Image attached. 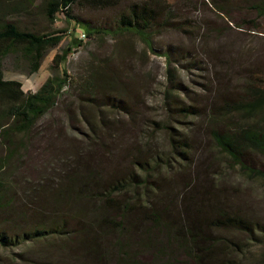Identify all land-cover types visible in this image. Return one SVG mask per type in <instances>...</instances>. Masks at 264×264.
Instances as JSON below:
<instances>
[{
    "label": "rangeland",
    "instance_id": "rangeland-1",
    "mask_svg": "<svg viewBox=\"0 0 264 264\" xmlns=\"http://www.w3.org/2000/svg\"><path fill=\"white\" fill-rule=\"evenodd\" d=\"M45 1L0 0V22L35 34L65 30L36 73H28L17 54L1 59L3 78L20 82L24 92L59 74L50 67L53 56L82 31L62 13L50 23ZM129 1L100 8L79 0L72 15L113 26ZM166 1L174 25L154 37L153 50L132 34L86 37L72 48L61 68L76 81L89 78L98 102L76 84L66 85L20 135L2 133L12 121L1 115L0 103V182L13 206L7 217L21 227L63 219L73 232L0 247V264H119L125 253L134 264H195L187 250L204 252L200 264H264L263 240L208 225L222 215L264 225V182L248 177L211 134L240 125L227 105L264 87V0ZM105 97L123 104L100 103ZM171 135L186 139L189 150H174ZM154 157L165 168L139 165L153 167ZM131 174L149 179L148 206L129 211L126 231L114 232L100 225L99 202L82 196ZM123 198L133 200L132 193ZM9 223L0 220V229H12Z\"/></svg>",
    "mask_w": 264,
    "mask_h": 264
},
{
    "label": "trees",
    "instance_id": "trees-1",
    "mask_svg": "<svg viewBox=\"0 0 264 264\" xmlns=\"http://www.w3.org/2000/svg\"><path fill=\"white\" fill-rule=\"evenodd\" d=\"M79 0H46L44 3V13L50 23H53L58 13L64 14L65 18L74 20L88 38L98 36H116L122 34L136 35L145 46L153 50V39L162 29L173 26V11L166 0H131L127 3L124 10L114 20L113 26L103 23L102 25H93L89 21L76 18L72 15V9ZM90 3L100 8L115 7L125 0H88ZM65 30L35 34L28 31H22L11 22H0V62L10 54H17L27 64L28 73H36L41 65L46 52L60 44L64 38ZM78 36L67 43L61 53L55 54L51 60V69L59 70L58 75L51 76L39 87L36 92H24L21 83L14 80H5L1 71L0 63V103L3 104L1 115L12 121L9 127L2 128V133L6 131L24 134L29 128L34 126L49 109H51L66 85L76 84L81 92L90 95L89 101L98 102L94 99L93 83L89 78L76 81L67 75V71L61 68L66 62L67 56L72 48L81 44ZM168 56L169 54H165ZM100 103H115L110 97H105ZM122 106V102H118ZM228 110L238 115L242 120L234 130L217 131L212 130V139L218 149L224 153L233 163L250 178L264 182V87L257 86L248 92V97L244 100L227 105ZM184 109L185 113L193 115L194 109ZM189 111V112H188ZM104 121L103 119H101ZM105 122V121H104ZM159 126V125H158ZM162 128V127H161ZM167 128V127H165ZM170 136V142L174 150H189L187 140H176ZM185 151V152H186ZM179 155L186 158L184 151L178 152ZM259 159V163L255 160ZM154 157L155 165L147 163L139 164L141 167L165 168L164 164L159 165ZM153 168V169H152ZM149 179L138 177L135 174L129 176H120L114 181L109 182L102 188L89 190L85 197L87 201H98L104 214H100L99 223L104 227H112L114 232H125L124 221L131 214L133 208L140 210L148 206L145 199ZM89 186V185H88ZM142 190V195L138 196L137 189ZM131 192L132 199L125 200L123 195ZM7 188L0 182V220L5 223L10 219L12 229H0V247H13L28 241H39L47 237H68L73 234L69 231L66 220L49 219L48 223L42 225H33L21 227L7 217L12 214L13 206L5 198ZM47 201V200H45ZM10 209V213L7 211ZM145 216L144 211L141 213ZM154 225L153 221L151 222ZM156 225V224H155ZM204 225V223H203ZM217 230H234L236 232L249 233L252 240L257 242L264 241V225L253 224L245 218L237 215H222L211 221L209 224ZM15 229V230H13ZM21 229V230H20ZM258 232V235H255ZM124 234V233H123ZM122 234V235H123ZM125 235V234H124ZM116 240L112 245H118ZM186 255L190 257L195 264L199 263V258L204 255L191 254L189 250ZM127 258H120L121 264H134L131 254H126ZM131 261H130V260ZM119 263V264H120ZM118 264V263H116Z\"/></svg>",
    "mask_w": 264,
    "mask_h": 264
},
{
    "label": "built area",
    "instance_id": "built-area-1",
    "mask_svg": "<svg viewBox=\"0 0 264 264\" xmlns=\"http://www.w3.org/2000/svg\"><path fill=\"white\" fill-rule=\"evenodd\" d=\"M86 38V35L83 33V31L78 32V39L84 40Z\"/></svg>",
    "mask_w": 264,
    "mask_h": 264
}]
</instances>
